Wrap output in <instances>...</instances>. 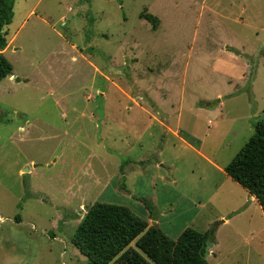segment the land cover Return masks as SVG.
I'll list each match as a JSON object with an SVG mask.
<instances>
[{"label":"rangeland","instance_id":"374dc122","mask_svg":"<svg viewBox=\"0 0 264 264\" xmlns=\"http://www.w3.org/2000/svg\"><path fill=\"white\" fill-rule=\"evenodd\" d=\"M5 31L16 79L0 85V264H87L71 241L86 209L150 219L132 194L173 239L220 216L197 205L225 175L135 106L164 101L170 127L227 166L264 118V0H16ZM139 157L125 192L121 169ZM221 232L208 264H264L258 233L246 245Z\"/></svg>","mask_w":264,"mask_h":264},{"label":"trees","instance_id":"16d2710c","mask_svg":"<svg viewBox=\"0 0 264 264\" xmlns=\"http://www.w3.org/2000/svg\"><path fill=\"white\" fill-rule=\"evenodd\" d=\"M15 1L0 0V84L14 75L4 51L9 44L5 28L12 22ZM141 18L158 28V17L142 14ZM225 171L258 200L264 212V118ZM214 240L215 229L201 232L191 227L173 239L127 207L96 202L71 241L87 264H208Z\"/></svg>","mask_w":264,"mask_h":264},{"label":"crops","instance_id":"0c3cea01","mask_svg":"<svg viewBox=\"0 0 264 264\" xmlns=\"http://www.w3.org/2000/svg\"><path fill=\"white\" fill-rule=\"evenodd\" d=\"M14 42H15V38L11 37L7 49L4 51V54H7L8 50L10 48H13L15 44ZM74 48L77 49L75 45H74ZM73 60L75 61L76 58H73ZM13 79H16L15 74L12 77L6 78L5 81L6 80L11 81ZM164 104L165 102L161 101L160 106H156L158 108V114L152 113L153 109L151 106L142 107L141 105L137 104L135 107L141 108L143 110H147L149 114H153L155 116V119L156 117L157 119L159 118L162 121L161 122L162 127L165 128L170 134L173 135V137L176 138L177 143L178 142L181 143V145L184 146L186 150H189L190 152L193 151L196 155H199V157L202 158L209 166H211L216 171H219L222 175H225L222 181L214 185L215 191H213V193L210 195L208 200L201 199V201L197 205L199 212L203 211L206 205H213L215 209L219 210V214H220L219 217H214L213 219L209 221L210 227L202 231V232H207V231L212 230V228L215 229V240L213 244L210 246L207 260L211 255L215 256V253H216L215 249L217 250L220 245L219 237L223 233L221 231L225 227L230 226L235 229L241 230V232L228 233L227 238L230 240L231 239L238 240L239 238V240L241 239L244 244L250 245L249 243H255V240L257 239V233L261 236V240H263L264 233L262 232V230L261 231L257 230V226H256L257 215L258 216L261 215V217H258V218H260V221L264 222V212L258 200L254 196H252L246 189H244L240 184L236 183L235 181L231 179V177L228 176V174L225 171L228 165L224 167V166H220L217 163L216 160L219 158L220 154H218V156H216L215 158L211 155H210L211 157H208L207 154L204 153V143L202 141L197 142L198 144L194 143L195 141H193V138H195V136H193L190 132H188L187 129L186 130L182 129L180 122H179L180 123L179 128L170 127V125L168 124V115L167 113L163 111ZM220 104L222 106V103ZM172 106L175 107L174 105ZM131 108L133 107H130V110ZM154 110H157V109L154 108ZM160 111H162L163 116L166 114V118L164 120H162L161 118ZM210 124H213V123L210 122ZM145 160H146L145 157H139L135 159L134 161L130 160L129 162L125 163L127 165L126 169L127 168L129 169L127 170L124 168L121 169V189L123 191L131 192L129 190L128 182H127L130 179V172L137 170L139 167L143 168L145 166ZM156 166L158 169V167L162 165L156 164ZM174 169L177 170V168H174ZM172 183H174L176 187L180 186L178 185L179 180L177 178H175V180L172 181ZM225 184L229 185V189L231 190V192L229 194L222 195L223 199L221 200L216 199V195H218V192L223 188ZM132 196L140 200L141 202H143L148 208L151 218L146 221H148L150 225H156L160 228V225L158 224V220L152 219V214H153L152 211L155 210L156 208L154 206L155 204H153L151 201H149L146 198H143V197L141 198L133 194ZM173 205L174 203L173 204L170 203L169 206L173 207ZM196 218L197 217L195 216V218L190 221L191 224L193 222H196ZM189 227L190 225L186 223L181 233ZM224 235H226V233ZM261 244H264V242L262 241Z\"/></svg>","mask_w":264,"mask_h":264},{"label":"water","instance_id":"95a60500","mask_svg":"<svg viewBox=\"0 0 264 264\" xmlns=\"http://www.w3.org/2000/svg\"><path fill=\"white\" fill-rule=\"evenodd\" d=\"M86 212H88V209H86Z\"/></svg>","mask_w":264,"mask_h":264}]
</instances>
